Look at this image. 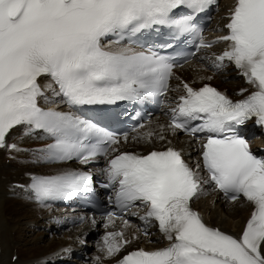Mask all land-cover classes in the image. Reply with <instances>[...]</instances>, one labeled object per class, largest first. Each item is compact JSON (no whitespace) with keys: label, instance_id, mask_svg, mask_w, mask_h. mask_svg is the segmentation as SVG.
<instances>
[{"label":"snow or ice","instance_id":"6c2138e0","mask_svg":"<svg viewBox=\"0 0 264 264\" xmlns=\"http://www.w3.org/2000/svg\"><path fill=\"white\" fill-rule=\"evenodd\" d=\"M216 2L0 0V148L19 151L7 137L24 126V135L40 130L52 140L38 150L45 162L87 165L107 158L108 182L102 186L115 188L116 206L123 210L139 201L146 208L140 218L156 221L170 242L152 251H132L118 264H264V158L253 154L237 130L252 119L264 127V0H235L225 25L228 34L208 42L194 19ZM158 26L193 35L197 50L228 41L229 47L215 57L217 66L233 63L253 88L234 101L208 84L194 88L181 81L177 86L183 94L170 109L167 127L193 137L206 134L195 168L173 147L146 155L121 151L127 133L121 137L73 111L45 110L37 102L44 94L43 76L50 79L44 87L72 107L166 96L177 65L151 46L133 47L135 37ZM153 135L147 131L134 138ZM201 165L206 179L197 174ZM92 179L87 171L63 170L33 175L28 187L43 203L89 192ZM202 184H214L230 202L243 197L253 205L238 238L208 226L192 209ZM113 215L107 213L109 219ZM129 242L123 232H108L100 250L112 256Z\"/></svg>","mask_w":264,"mask_h":264},{"label":"bare ground","instance_id":"6f19581e","mask_svg":"<svg viewBox=\"0 0 264 264\" xmlns=\"http://www.w3.org/2000/svg\"><path fill=\"white\" fill-rule=\"evenodd\" d=\"M232 2L233 0H223L224 4H222L225 9H227L232 4ZM212 61H214V58H208L205 56L202 58V61H198V63H194V65L190 67H185L182 70V75L188 78V83L191 85H200L208 81L218 83L231 95L240 94L242 89H247V91L243 93V95H245L251 90L250 86L245 84L240 77H237L235 72L231 71L230 68H225L222 71L216 70V72L212 69H207L206 64L209 65ZM201 75L202 78L200 79L199 76ZM208 77H211V79H208ZM176 83L177 86L180 85L178 82ZM48 93L52 97L56 96L54 95L53 91ZM47 101L48 100H44L43 102L46 103ZM161 125L165 126L162 133L165 134L169 139L172 134H169L168 132L166 121L162 118H157L148 128L140 133V136H142L144 132L152 131L154 135L151 137V139L139 138L137 141H133L132 143H121L119 145L121 147L120 150L135 151L136 153L144 154L153 146H162L165 143H170L169 140L165 141L164 139L161 140L159 138V135L162 134L160 128ZM21 131L22 130L18 129L12 132V136L23 146V149L13 152L11 156H9L5 149L0 150V264H36V261H38L40 258L55 252L67 242L65 239H58L57 241L55 240L54 242H50L46 248L42 249L37 254L29 253V249H31V247L26 250L23 248L25 243L22 244L21 242L22 235L19 234V230L17 229L18 224H23L25 229H32L31 226L37 224V226L32 229L34 232L43 227L44 230H41L40 232H43L44 235H42L40 238H47L52 228H57L58 230L62 229H59V222L54 219L52 215L46 216L44 211L38 209V206H36L34 202L30 200L27 193L23 192L20 188L11 186L12 183L21 179L25 180L28 176V172L35 170L33 166L37 167L36 169H40L43 172H58L63 170H71L74 168V165L64 164L51 167L48 164H45L40 158V153L38 150L47 144V139L42 135L24 136L21 134ZM185 150H193L191 151L192 153L190 156L196 161L197 158L195 156L197 154H195V150L191 147H187ZM7 158H10L9 164H7ZM37 161L41 164H39ZM199 177H201V179H206L205 176L200 173ZM205 192L207 193L208 190ZM214 197V194L212 196H208L206 197L207 201L202 200L196 205L201 210V212H203L206 224L219 226L228 232H234L235 230L240 229L249 216V205L243 204L241 207H239L238 205L229 206L223 202H217L214 204ZM215 207H217L216 210H214ZM12 213H15L17 216L22 215L21 218L23 219L24 217L25 219L11 220L9 217ZM30 213H34L35 215ZM215 213H217V215H215ZM96 222L99 223L100 221L97 220ZM114 227L115 228L112 230L106 229L103 232L102 227H97L95 224L93 225V230L100 231L99 240L102 239L98 243L100 247L103 243V237L108 232H117L116 228H122L124 230V235L127 237L129 235L132 236V240H128L130 241L129 243L135 242L133 238L135 231H132V225L118 223ZM40 238H33V242L31 243L38 244L40 242ZM87 238L93 240L91 236ZM138 239H141V243L147 246L155 245V243L151 242L149 239H144L140 236H138ZM162 242H168V240L158 239L156 245H162ZM18 251L22 253L19 255V259L13 262L12 257L15 255V253H19ZM79 251H81V248H78L77 245H73L66 251L59 254L58 257L63 259L64 257H68L73 254L76 256ZM90 254V250L84 252L85 257ZM120 254L121 253H116L115 255L107 256L106 253L102 252L101 250H94L92 252L93 259L96 262L113 261L117 259ZM97 257H99V260H97ZM58 260L59 258H57L55 261ZM38 264L46 263L43 262Z\"/></svg>","mask_w":264,"mask_h":264},{"label":"rangeland","instance_id":"374dc122","mask_svg":"<svg viewBox=\"0 0 264 264\" xmlns=\"http://www.w3.org/2000/svg\"><path fill=\"white\" fill-rule=\"evenodd\" d=\"M8 164V163H7ZM218 207V206H217ZM217 207H215L214 208V210H216L217 209ZM30 209H32V208H30ZM212 212H213V210H212ZM211 212V213H212ZM13 214H14V216H13ZM30 214H34V213H30ZM35 215V214H34ZM215 215H217V213H215ZM22 217V215H16L15 213H12L11 215H10V219L11 220H18V219H22L21 218ZM25 218L23 217V219L22 220H24ZM23 224H18L17 225V229L19 230V234L20 235H22V237H21V242H22V244H24V249L26 250V249H28V248H30L31 247V249H29V253L30 254H37V253H39L42 249H44V248H46L47 247V245H48V243L49 242H54V240H52V239H50L49 238V236L46 238V237H43V238H40L42 235H44V233L43 232H34V230H32L35 226H37V224H35V225H32L31 226V228L32 229H25L24 227V225L22 226ZM22 226V227H21ZM48 226H49V223H48ZM33 233V235H31ZM24 235V236H23ZM35 237H39L40 238V242L38 243V244H32L31 242H33L32 241V239L33 238H35ZM46 239V240H45ZM52 240V241H51ZM44 241V242H43ZM57 241V240H56ZM30 242V243H29ZM41 242H43V243H41ZM29 243V244H28ZM28 244V245H27ZM22 253V252H21Z\"/></svg>","mask_w":264,"mask_h":264}]
</instances>
